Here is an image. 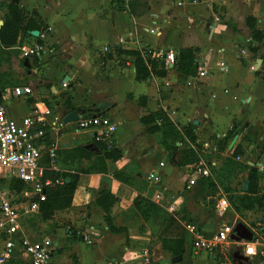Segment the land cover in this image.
Returning a JSON list of instances; mask_svg holds the SVG:
<instances>
[{"label":"crops","instance_id":"obj_1","mask_svg":"<svg viewBox=\"0 0 264 264\" xmlns=\"http://www.w3.org/2000/svg\"><path fill=\"white\" fill-rule=\"evenodd\" d=\"M8 2L0 1V26ZM18 3L30 23L39 29L20 33L15 46L20 52L17 56L11 53L10 61L17 62V72L18 65L26 68V82L33 90L30 95L35 96L29 105L22 97L30 95L8 97L7 115L23 117L45 98L54 100L50 114L61 116L69 106L86 108V113L92 114L99 104L109 101L111 107L104 115L117 128L108 143L120 149L122 157L108 160L105 172H77V166H88L89 161H69L68 171L78 174L71 208L57 212L51 222L45 223L43 227L50 235L41 238L34 235V226L24 224L26 214L38 212L22 213L18 219L20 229L13 236L15 249L5 264H28L20 249L22 237L31 241L51 238L56 247L49 264H148L146 259L172 257L162 243L176 239L184 240L181 264H196L201 254L203 258L211 257L215 264H226L217 250L196 251L193 235L185 225L193 223L200 232L211 234L224 223L223 213L216 210L223 193L222 175H236L244 183L248 172L256 171L260 175L258 184H264L263 49L260 55L248 49L245 42L249 31L244 25L245 17L251 16L260 25L256 28L264 29V0H131L134 14L114 0ZM33 30L39 35H31ZM34 43L41 45L40 51L23 57V47ZM182 48L194 50L197 66L206 75L200 76L197 68L195 76L183 77L174 64H166V53L172 51L176 56ZM132 52L139 53L147 63L149 76L137 79L136 56ZM25 57L29 68L24 65ZM162 60L165 71L159 75L156 73L163 69ZM34 69L39 73L31 72ZM11 78L14 80V72ZM59 95L66 96L62 104ZM57 107L63 108L61 113H54ZM159 111L179 131L181 140L164 141L161 120L143 122L145 116ZM186 131L195 135L194 143ZM52 138L58 147L57 163L65 151L94 143L89 133L75 132L71 123ZM187 149L197 153L200 163L216 161L221 165L211 168L210 176L196 175L191 164L179 166L174 162ZM91 150L98 152L97 147ZM227 158L233 166L227 164ZM149 174L158 180L150 179ZM208 177L214 181L212 188L205 184ZM189 178H195V183L187 188ZM0 187L9 192L18 207L32 201L30 188L15 192L9 188L8 180ZM103 189L115 197L109 215L112 225L120 231L109 230L104 211L94 204ZM236 215L239 216L237 212ZM83 236L89 237L91 243H86ZM5 237L0 233V256ZM231 243L241 246L237 241Z\"/></svg>","mask_w":264,"mask_h":264},{"label":"built area","instance_id":"obj_2","mask_svg":"<svg viewBox=\"0 0 264 264\" xmlns=\"http://www.w3.org/2000/svg\"><path fill=\"white\" fill-rule=\"evenodd\" d=\"M215 20H218V18H215ZM40 49L41 45L34 43L30 47H23L22 53L28 57L39 52ZM165 58L166 64H173L174 52L168 51ZM220 67L223 71L225 70L224 64H221ZM198 71L200 76L206 75L204 69L198 67ZM62 85L65 87L66 83L62 82ZM31 93L32 89L28 85H17L12 88H5L0 92V179L8 181L12 178L18 179L30 188L33 195L32 201L18 207L11 201L9 192L0 187V233L6 235L4 239L5 247L0 256V264L4 263L15 249L13 236L20 229L18 222L20 215L24 212H38L39 203L45 200V188L63 183L61 178L56 180L43 178L45 166L42 164V160L45 155L49 162L48 168L51 170L59 169L57 165L58 147L52 136L63 132L67 124L71 123L75 132L89 133L94 141L108 143L117 128L116 123L109 117L91 113H86L76 121L67 124H63V116L61 115L47 113L41 115L35 109L32 114L20 118L7 115L5 101L8 97H20ZM193 172L201 176L209 175L207 168L198 165L194 166ZM148 177L158 180V177L154 174H149ZM187 182L186 187L190 188L194 185L195 178H189ZM227 206L228 203L225 199H219L216 210L219 214H222ZM185 227L193 235L192 246L196 251L217 250L223 252L231 242H235L231 238L233 225L222 224L211 234L200 232L193 223H187ZM83 239L86 243H91L89 237L83 236ZM237 242L241 244L244 254L249 257H253L257 252H260L257 251V245L259 244L257 239ZM55 247L56 244L48 237L38 241H31L27 237H22L20 240V249L27 256L28 264H49ZM145 262H148V259Z\"/></svg>","mask_w":264,"mask_h":264},{"label":"trees","instance_id":"obj_3","mask_svg":"<svg viewBox=\"0 0 264 264\" xmlns=\"http://www.w3.org/2000/svg\"><path fill=\"white\" fill-rule=\"evenodd\" d=\"M114 1L120 2V4L122 3L123 6H126L129 13L134 14L136 12L133 8L131 0ZM6 9L7 12L4 16L3 25L0 26V68L3 63H6L9 61V59H11L12 55L8 49L17 45L20 33L26 32L31 28L39 29V26H37L36 24L32 25L30 23V18L27 17L24 12V8L19 3L9 1L6 5ZM144 10L145 6L143 5L142 11ZM246 19L247 25L252 28L251 38L255 42H264V29L260 30L255 28L256 19L254 17L247 16ZM25 20H27V23L24 25ZM132 54L136 56L137 79L149 76L150 70L148 69L147 63L144 62L141 55L137 52H132ZM262 58H264V52ZM24 59L27 58L25 57ZM173 64L177 67L180 76L187 77L195 76L197 74L198 66L195 61L194 50L192 48L180 49L174 58ZM161 66L163 68L162 71H158L156 74H164L165 63L163 60L161 61ZM153 67L154 63L151 61V72L154 71ZM10 77L11 73H6L3 71L0 72V92L7 88V85L13 84V81L10 79ZM12 87L14 86L12 85ZM65 103L67 105H70L68 103V100H66ZM75 109V107L69 106V111ZM142 120L145 124L153 123L155 122V120H161V124L165 128L163 132L164 141L168 138H170V140H181V134L179 133V131L174 127V125H172L169 119L161 111L154 114H149L145 116ZM152 129H154V126L150 127L148 130L152 131ZM185 135L191 143H194L195 135L192 132L186 131ZM94 143L98 149L97 153L92 152L91 149L85 148L84 146H77L72 149L71 159L73 161L74 159L80 161L82 159H85L89 161L88 166L79 167L75 169L77 172H89L93 170H100L105 172L107 170L106 162L108 160L116 161L122 157V151L116 147H113V145L105 141H94ZM234 153L235 155L238 154L237 151H235ZM227 160H229L227 164L233 166V163L232 161H230V158H227ZM174 162L179 166H185L189 164L195 166L199 164L200 158L194 150L187 149L183 151L180 154V157L175 159ZM42 164L45 166L43 178H50L52 180L61 178L63 180L62 184H56L52 187H47L44 190L45 200L39 203L38 214L40 215L42 220H47L52 217L53 212L55 210L65 208L71 202L73 193L76 188L78 174L70 173L69 171H66V173H62L60 169H49V162L46 155L42 160ZM259 177L260 175L256 171H249L247 177V190L242 191L240 195L229 197L234 210L238 214H240L243 210H251L255 207H257V209L259 210H264V195H259L258 190ZM67 178L70 179L69 182L66 181ZM204 181L208 188H212L214 186V181L210 177L205 178ZM2 182H4V180L0 179V183ZM8 186L11 190H14L15 192L22 191L23 189H29V187L26 186L23 182L15 178H12L8 181ZM114 202L115 197L109 191L103 189L101 190L99 197L95 199L94 204L104 211V219L109 227V230L117 232L121 229H118L112 225V221L109 215L111 206L114 204ZM138 203V200L134 201L135 205H138ZM75 234H80V232L76 231ZM162 245L163 248L167 246L172 256H176L178 254H182L184 248V240H164Z\"/></svg>","mask_w":264,"mask_h":264},{"label":"rangeland","instance_id":"obj_4","mask_svg":"<svg viewBox=\"0 0 264 264\" xmlns=\"http://www.w3.org/2000/svg\"><path fill=\"white\" fill-rule=\"evenodd\" d=\"M237 4L240 5L238 2H236V5ZM244 25L246 26V28L249 31L248 32L249 40H247V42H245V45H247L248 49L251 52H253L255 55H260L259 51L263 49L261 51L262 54L260 55L262 57L263 51H264V42H255L251 38L252 28L247 25L246 17L244 19ZM258 26H260V25L256 23L255 28ZM258 44H259V46L256 48L254 45H258ZM23 57H24V55H23ZM10 60L11 59H9L8 62L3 63L1 68H0V72L1 71L6 72V73H11V72L13 73L14 72V74H15L14 80H12V78L10 77V79L13 81V84L7 85L6 87L11 88L12 85L13 86H15V85L16 86L17 85H28V83L26 82L27 81L26 68H22L21 66L18 65V71H20V72H17V70L14 67L15 63L17 64V62L13 61V60L11 62ZM7 66H9V67H7ZM262 69L264 70V65H263ZM37 71H38V69H34L31 72L39 73ZM34 96L35 95L22 97L23 102L29 105L30 102L33 100ZM59 97L61 99L59 101V104H62V101H63L62 99H64V97L66 98V96L65 95H59ZM53 102H54V100L51 101L50 98H45L41 104L36 103L33 107L36 110V112H38L41 115L46 114V113L50 114L51 107L53 108V106H54ZM55 109H54L55 110L54 113H56L58 111L61 113V111L63 110V108H61V107H57ZM33 110L28 111L27 114H32ZM71 155H72V150L65 151V153L62 156L59 155L57 164H58V168L61 170L62 173H66V171L69 170V169H67L68 168L67 165H68L69 161L70 162L71 161L72 162L79 161L76 159H74V161H73L71 159ZM203 163L199 162V164H197V165L207 168L209 171L208 176L212 175L210 172L211 168L217 169L219 167V165H221V164H219V162H216V161H215V163H214V161H212V163H211V161L209 163H205V161H203ZM77 168H79V167L77 166ZM77 168H75V169H77ZM224 176L225 175H222L221 182H220V186L223 190V193H221L220 198L225 199L228 203V206L225 209L224 213L222 214V220L224 221L223 224L233 225V226H235L237 223L244 224L246 227H248L251 230V232L253 233L254 239L255 240L257 239L259 242V244L257 245V251H263L264 252V210H259V209H257V207H255L251 210H243V211H241L240 214H238L239 216H237L236 211L233 209V206L231 204L229 197H234V196L241 194L240 191L243 190V184H244V183H242L243 178L240 179L236 175L235 176L230 175L228 177H224ZM234 177L237 179L236 183L233 181ZM258 190H259V195H264V184H262V182H261V184L260 183L258 184ZM22 191H26V189L25 190L23 189ZM71 203H72V199H71V202L67 205V207L55 210L53 212L52 217L50 219H47V220H42V218L40 217L39 214H32V213L26 214L25 215L26 216L25 222H24L25 227H29V226L33 227L34 226L35 231H33V230L32 231H33L34 235L37 236L36 238H39V237L41 238L44 235L49 236L50 233L47 231L45 226L43 227V225H45V223L51 222L54 219L53 217L55 214H57V212L68 211L71 208ZM260 218L263 219L262 222H260L258 220ZM70 225L71 224L69 223V226ZM260 227H263L262 231L260 230ZM217 228H218V226H217ZM216 229H214V230H216ZM219 253L221 254V257H222L221 261L222 262L225 261L226 264H240L241 259L240 258L234 259L233 255H234V253H237L239 255H243L244 251H243V248H241V246H239L238 244L230 243L229 247H226V249H224L223 252H219ZM1 264H5V262L1 263ZM196 264H215V263L211 257H208V258L204 257L203 258V255L201 254L198 257V261ZM246 264H252L251 258L249 259V262H247ZM259 264H264V260L261 261Z\"/></svg>","mask_w":264,"mask_h":264},{"label":"water","instance_id":"obj_5","mask_svg":"<svg viewBox=\"0 0 264 264\" xmlns=\"http://www.w3.org/2000/svg\"><path fill=\"white\" fill-rule=\"evenodd\" d=\"M12 2L18 3L19 0H11ZM1 23V21H0ZM31 35L33 36H38L39 32L37 30H33L30 31ZM12 54H14L15 56H17L20 52V48L18 47H10L8 49ZM24 65L26 67H30L28 60L24 59ZM66 80L68 79V76L65 77ZM111 107V103L109 101L99 104V106L95 109L94 113H92L93 115H104L106 113V111H108ZM87 109L86 108H78L72 111H69L67 113H64L63 117H62V122L63 124H67L70 122H74L77 119H79L80 117H82L85 113H86ZM235 139L232 141V144L234 143ZM85 148H90V149H95L96 145L95 143H88L85 145ZM262 157L264 158V155H262ZM253 170H255V168H253ZM67 182L70 181L69 178L66 179ZM248 187V181H245L243 184V190L246 191ZM231 238L235 241H251L253 239V233L251 232V230L246 227L244 224L242 223H237L234 226L233 229V233L231 235ZM234 259L235 258H240L243 261L240 260V264H244L245 262H249V256L246 255H239L237 253H234L233 255ZM263 255L261 254V252H257L252 258H251V263L252 264H259L261 261H263ZM181 260H182V254H178L176 256H172L170 258H166V259H161L158 261H153V260H148V264H181Z\"/></svg>","mask_w":264,"mask_h":264},{"label":"flooded vegetation","instance_id":"obj_6","mask_svg":"<svg viewBox=\"0 0 264 264\" xmlns=\"http://www.w3.org/2000/svg\"><path fill=\"white\" fill-rule=\"evenodd\" d=\"M241 261H243L242 259H241ZM247 262H245L244 264H246Z\"/></svg>","mask_w":264,"mask_h":264}]
</instances>
